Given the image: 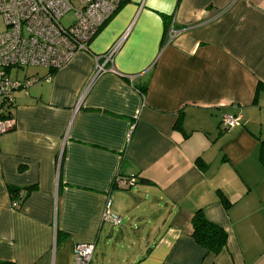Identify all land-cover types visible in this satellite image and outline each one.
Here are the masks:
<instances>
[{"label":"crops","instance_id":"crops-1","mask_svg":"<svg viewBox=\"0 0 264 264\" xmlns=\"http://www.w3.org/2000/svg\"><path fill=\"white\" fill-rule=\"evenodd\" d=\"M88 46L14 76L39 80L0 132V264H75L79 243L90 264H264V0H126ZM197 210L227 234L216 255Z\"/></svg>","mask_w":264,"mask_h":264},{"label":"built area","instance_id":"built-area-1","mask_svg":"<svg viewBox=\"0 0 264 264\" xmlns=\"http://www.w3.org/2000/svg\"><path fill=\"white\" fill-rule=\"evenodd\" d=\"M125 0H0V16L4 28L0 30V132L13 125V91L26 88L39 78L18 80L11 77L13 68L46 67L51 71L66 65L78 52L89 51L90 40L113 16ZM69 15L68 24L61 20ZM118 46L105 55L111 60ZM105 69L98 63L91 75L92 82ZM112 70V69H111ZM49 78V75L46 76ZM239 121L235 115L223 114L221 124L231 129ZM118 184L131 185L133 180L115 179ZM25 195L19 189L11 199V207L18 208ZM103 221L120 224V217L110 212L105 202ZM93 243H79L74 247L75 264H90Z\"/></svg>","mask_w":264,"mask_h":264},{"label":"trees","instance_id":"trees-1","mask_svg":"<svg viewBox=\"0 0 264 264\" xmlns=\"http://www.w3.org/2000/svg\"><path fill=\"white\" fill-rule=\"evenodd\" d=\"M161 16H162L165 28H167L169 24L170 16H166L164 14H162ZM141 182L147 183V180L142 179ZM26 190L27 192L25 193L24 197L21 198V200H19L18 202L19 204L22 200L25 199V197H27L29 190L28 189ZM17 191H18L17 188H12V187L9 188L10 196L12 198H15V194ZM222 202L224 203L225 206L228 204L225 199H222ZM191 225H192L191 236L193 237L194 241L199 246L204 248L208 253H212L216 255L220 253L223 250V248L226 246L227 234L225 230L219 225L208 220L201 210H197L194 212L191 218ZM63 237L64 235L58 232L57 242L63 239Z\"/></svg>","mask_w":264,"mask_h":264},{"label":"rangeland","instance_id":"rangeland-1","mask_svg":"<svg viewBox=\"0 0 264 264\" xmlns=\"http://www.w3.org/2000/svg\"><path fill=\"white\" fill-rule=\"evenodd\" d=\"M70 21V17H69V15H66V17L65 18H63L62 20H61V22H62V24H64V25H66V24H68V22ZM4 28V26H3V22H2V17L0 16V30H2ZM38 70H40L39 68H33V67H22V68H13V69H11V71H10V75H11V77H13V78H15V77H17V76H21V75H23V73H25V72H28V71H38ZM15 76V77H14ZM134 195H136V194H134ZM134 197V196H133ZM136 198L137 197H140V193L139 194H137L136 196H135ZM112 211V213H113V210H111ZM114 214V213H113ZM115 215H117V214H115ZM97 249H99V247L97 248ZM97 252V251H96Z\"/></svg>","mask_w":264,"mask_h":264}]
</instances>
